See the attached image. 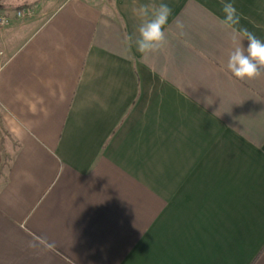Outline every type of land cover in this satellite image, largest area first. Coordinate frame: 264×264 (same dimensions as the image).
<instances>
[{
	"label": "crops",
	"instance_id": "obj_1",
	"mask_svg": "<svg viewBox=\"0 0 264 264\" xmlns=\"http://www.w3.org/2000/svg\"><path fill=\"white\" fill-rule=\"evenodd\" d=\"M161 2L147 55L133 0L1 32L0 264H264V74L228 71L221 0ZM225 2L264 41V0Z\"/></svg>",
	"mask_w": 264,
	"mask_h": 264
},
{
	"label": "clouds",
	"instance_id": "obj_2",
	"mask_svg": "<svg viewBox=\"0 0 264 264\" xmlns=\"http://www.w3.org/2000/svg\"><path fill=\"white\" fill-rule=\"evenodd\" d=\"M132 14L140 21L136 31L138 36L133 39L130 35L126 38L129 46L135 45L136 51L141 55L156 53L167 44V37L164 26L172 14V8L167 3H147L137 4L133 0ZM220 11L223 19L220 21L221 27L229 34V38L234 46L227 61L228 71L238 80H253L264 74V41L259 39L247 28H238L240 15L232 2L221 0ZM176 27L183 35L184 25L181 21L176 22ZM247 40V46L242 45V40ZM240 41V43H237ZM39 239V238H37ZM29 247H36L33 242H29ZM52 247L51 244L48 245Z\"/></svg>",
	"mask_w": 264,
	"mask_h": 264
},
{
	"label": "rangeland",
	"instance_id": "obj_3",
	"mask_svg": "<svg viewBox=\"0 0 264 264\" xmlns=\"http://www.w3.org/2000/svg\"><path fill=\"white\" fill-rule=\"evenodd\" d=\"M62 1L63 0H56V3L45 8L41 5V0H0V14H5L11 18L6 25L0 27V35L9 25L20 27L21 29L13 32L10 38L9 47L15 46L28 32L36 27L39 22L41 23L45 17L52 13ZM17 10L24 12L21 18L13 17ZM2 49V41H0V51H3ZM4 60L5 58L0 55V64ZM0 135L2 136L1 132Z\"/></svg>",
	"mask_w": 264,
	"mask_h": 264
},
{
	"label": "built area",
	"instance_id": "obj_4",
	"mask_svg": "<svg viewBox=\"0 0 264 264\" xmlns=\"http://www.w3.org/2000/svg\"><path fill=\"white\" fill-rule=\"evenodd\" d=\"M23 14H24L23 11H21V10H17V11H15L13 17L21 18ZM10 19H11V18L8 17L7 15H5V14H0V27L6 25V24L10 21Z\"/></svg>",
	"mask_w": 264,
	"mask_h": 264
}]
</instances>
